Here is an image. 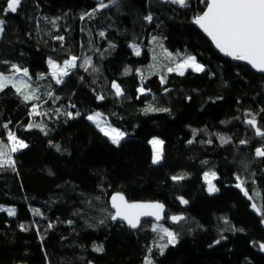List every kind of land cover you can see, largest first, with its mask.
Listing matches in <instances>:
<instances>
[{"label":"trees","instance_id":"trees-1","mask_svg":"<svg viewBox=\"0 0 264 264\" xmlns=\"http://www.w3.org/2000/svg\"><path fill=\"white\" fill-rule=\"evenodd\" d=\"M103 2L109 7L93 12L94 0H22L16 13L5 15L6 0H0V72L15 64L47 84L39 100L25 101L11 86L0 91V140L9 143L10 130L28 145L12 153L14 167H0V203L26 206L12 216L0 211V264L22 258L28 264H145L148 256L156 264H264L258 250L264 156L256 155L264 138L246 124L255 117L264 131V74L222 57L195 27L193 18L206 7L201 0H188V7L171 0ZM131 44L141 48L139 55ZM186 54L205 70L167 71ZM71 56L80 58L77 66L56 83L48 59L62 64ZM85 57L91 65L81 66ZM149 105L156 110L145 111ZM97 110L126 133L119 145L87 119ZM154 136L164 141L157 164L149 143ZM207 171L216 173L214 193L207 190ZM114 192L162 202L167 216H183L165 223L178 242L161 254L155 222L138 230L113 223ZM38 220L54 227L44 238ZM99 246L102 252L94 250Z\"/></svg>","mask_w":264,"mask_h":264},{"label":"snow or ice","instance_id":"snow-or-ice-1","mask_svg":"<svg viewBox=\"0 0 264 264\" xmlns=\"http://www.w3.org/2000/svg\"><path fill=\"white\" fill-rule=\"evenodd\" d=\"M119 0H110V4L117 5ZM205 3L206 7L202 13H198L193 18L192 22L197 25L214 43L215 47L219 49L220 52L224 53L226 56L231 57L237 61H245L247 64L251 65L253 69L258 72L264 73V0H201ZM22 0H6V7L4 8V14L7 15L9 12L16 13ZM171 3L179 5L180 7H188V0H171ZM109 7V4L99 0V6L94 9L93 12L99 11ZM90 17L93 13H88ZM84 17L82 16L81 19ZM146 20L151 22L152 17L149 15L145 17ZM55 25L56 21H51ZM5 21L0 19V33L4 30ZM101 36L104 35L103 32L100 33ZM56 39L63 40L64 37L58 36ZM155 39V38H153ZM136 48V54L139 55L138 46H133ZM168 58L171 60L173 58V53L167 52ZM179 55V54H176ZM80 59L76 56H71L63 62V67L57 64L55 61L49 60V65L52 69L51 76L56 78V83H61V78L69 74V70L77 66L76 61ZM91 65V57H85L84 63L81 66ZM151 68H155L156 65H151ZM187 69H192L196 72H203L205 70L204 65L197 62L196 57L190 54L184 55L180 62L175 64V67H167L168 72H178L180 75H184ZM87 70V67L85 68ZM126 73L131 71L130 69L125 70ZM137 72H140L137 69ZM23 77V78H17ZM27 78V79H24ZM43 78V77H41ZM31 77L27 68H21L18 65L12 64L9 69V73L5 74L0 72V91L4 90L6 87L11 86L15 91L23 96L25 101L27 100H39L40 97L36 95L35 90L32 89L30 83ZM161 82H164L163 77ZM112 87L115 89L117 95L122 94V89L120 85L113 82ZM140 93H144L145 89L143 87L139 88ZM47 95L51 96L52 93L49 92ZM103 99V97H98ZM149 105L145 111H155ZM161 111H167V109H161ZM39 114V113H37ZM71 116V113H68ZM77 115H79L77 113ZM100 113H94L87 117V119L94 121L100 131L103 132L105 136H108L113 144L119 145L120 141L124 138L125 133L121 132L119 129L104 127L101 125L99 117ZM247 123L255 129V134L258 137L264 138V131L257 126V121L255 117L249 119ZM39 127V125H36ZM7 125L4 128L7 129ZM28 127H33L29 125ZM193 134H196V130H193ZM223 140V138H221ZM7 140L9 143H5L0 140V167H14V160L12 159V153L19 151L21 148H26L28 145L19 138L16 137L15 133L12 131L7 132ZM192 141H189L191 143ZM227 142V141H223ZM153 146V164H157L163 158V144L164 141L160 139H153L149 142ZM211 143V141H209ZM242 144L246 141H241ZM257 156H264V149H256ZM184 176H174L173 180H182ZM216 179L215 172H205L204 180L207 184V190L209 193H214L218 191L217 187L213 183ZM239 180L240 178L237 177ZM237 187L243 188L242 183H238ZM245 195L248 192L245 191ZM181 202L187 204L188 201L180 198ZM251 199V197H250ZM111 206L115 209V213L111 215L112 220L120 218L127 221L128 225L135 229L139 226L141 217H154L156 221H161L165 218V208L162 203L159 202H143V203H129L121 193H116L111 197ZM252 207L259 213L261 208H258L256 204ZM0 211H7L8 215L12 216L16 214L14 208H3L0 206ZM33 214L40 216L42 213L39 209H33ZM264 215V213H261ZM183 216H171L170 220L173 223H179L183 220ZM103 223V221H101ZM227 223V220H225ZM52 225L50 224L49 227ZM24 230V225L20 226ZM153 232H159V240L164 241L163 243H158L156 247L159 248L161 254L169 245H175L178 242L177 233L170 230L168 227H164L162 224L154 225L152 228ZM223 238V237H222ZM221 241L216 240L214 244H219ZM261 249H264V243L260 245ZM95 251H103V247L99 246L94 249ZM151 253V249H149ZM145 264H153L152 260L148 257L145 258Z\"/></svg>","mask_w":264,"mask_h":264},{"label":"rangeland","instance_id":"rangeland-1","mask_svg":"<svg viewBox=\"0 0 264 264\" xmlns=\"http://www.w3.org/2000/svg\"><path fill=\"white\" fill-rule=\"evenodd\" d=\"M1 34V33H0ZM133 46H138V45H135V44H131V47L134 49V51L136 52V48L135 47H133ZM138 48H139V52H140V50H141V48L138 46ZM49 60H52V61H55V60H53V59H48V61H47V64H48V67H49V73L51 74V71H52V69H51V67H50V65H49ZM56 62V61H55ZM198 62V61H197ZM57 64H59L61 67H63V63L62 64H60V63H58V62H56ZM198 63H200V62H198ZM201 64V63H200ZM156 65V64H155ZM175 67V66H174ZM71 70V69H70ZM70 70H69V72H70ZM156 70H157V73L159 74V76H160V78H164L165 77V74L163 73V72H161L160 71V69H157L156 68ZM188 70V69H187ZM186 70V71H187ZM178 73V72H177ZM5 74H8V73H5ZM29 75H30V77H31V81H30V83H31V85H32V89L33 90H35V92H36V95L37 96H39V97H41V95H43L46 91H47V89H46V82L45 81H41L39 78H34L31 74H30V72H29ZM66 76H63L62 78H61V81H63L64 80V78H65ZM17 78H23V77H17ZM24 79H27V78H24ZM54 80H55V82H56V78H53ZM141 88V87H140ZM94 113H100L101 114V116L99 117V120H100V123H101V125L102 126H104V127H111V128H116V129H119V128H117L116 126H114L113 124H111L110 122H109V120L107 119V117L105 116V114L102 112V111H100V110H97V111H93V112H91V113H89L88 115H87V117L88 116H90V115H93ZM92 123H94L96 126H97V124L94 122V121H92V120H90ZM99 128V127H98ZM100 129V128H99ZM121 132H123V133H125L124 131H122L121 129H119ZM108 137V136H107ZM126 137V133H125V136H124V138ZM123 138V139H124ZM122 139V140H123ZM153 139H160V140H162L160 137H157V136H154V137H152L151 138V140H153ZM111 140V139H110ZM122 140L120 141V143L122 142ZM150 140V141H151ZM119 143V144H120ZM150 146H151V159H153V146H152V144H150ZM162 148H163V146H162ZM163 159V158H162ZM162 159H161V161H162ZM152 161V160H151ZM160 161V162H161ZM207 172H214V171H207ZM0 206H3V208H5V209H7V208H14L15 210H16V214L15 215H17V214H19L20 212H21V210H22V208L21 207H26V206H24V205H15V206H13V205H5V204H1L0 203ZM7 212V211H6ZM36 224H37V226H38V229H39V232H40V236L42 237V238H44L45 236H47L48 234H49V232L50 231H52V230H54V227H49V225L50 224H48L46 221H41V220H38V221H36ZM157 224H162L164 227H168L165 223H155V225H157ZM58 228H59V225H58ZM170 230H172V231H174L172 228H170V227H168ZM4 254H7V255H10V256H13V257H18V256H21L19 253H4ZM148 258L149 259H151L152 260V258L151 257H149L148 256ZM35 260L37 261V262H40V260H41V258L39 257V256H37V257H35ZM152 262H153V264H156L153 260H152ZM12 264H28V262H27V260H25L24 258H22V259H15V260H13V262H12Z\"/></svg>","mask_w":264,"mask_h":264},{"label":"water","instance_id":"water-1","mask_svg":"<svg viewBox=\"0 0 264 264\" xmlns=\"http://www.w3.org/2000/svg\"><path fill=\"white\" fill-rule=\"evenodd\" d=\"M96 3H99V0H94ZM195 25V24H194ZM195 27L199 30V31H201V33L211 42V44L213 45V47L215 48V50L222 56V57H224V58H227V59H229V60H231V61H234V62H237V63H241V64H244V65H247V66H249L254 72H256V73H258V74H264V73H261V72H258V71H256L255 69H253L252 67H251V65H249V64H247V62H245V61H237V60H234V59H232L231 57H229V56H226L224 53H222V52H220L219 51V49H217L216 47H215V45H214V43L212 42V40L197 26V25H195ZM249 119H251V118H248L247 120H246V124L247 125H249L248 123H247V121L249 120ZM257 121V120H256ZM250 126V125H249ZM257 126H258V121H257ZM252 127V126H251ZM253 128V127H252ZM254 129V128H253ZM254 131H255V129H254ZM258 137V136H257ZM258 138H261V137H258ZM116 193H121V192H114L112 195H111V197L114 195V194H116ZM124 197H125V199L129 202V203H143V202H159V201H144V200H134V201H130V200H128V198L123 194V193H121ZM111 197H110V199H109V203H110V207H111V210L113 211V214L115 213V209H113L112 208V206H111ZM159 203H162V202H159ZM163 205H164V208H165V218L163 219V220H161V221H156L155 220V218L154 217H141V220H140V224H139V226L137 227V228H135V229H133V228H131L129 225H128V223H127V221H125V220H122V219H120V218H117L116 220H112V222L113 223H117V222H122V223H124L127 227H129V228H131L132 230H138L140 227H141V225H142V223L144 222V221H153V222H155V223H166V222H170V223H172V224H176V223H173L171 220H170V217L171 216H174V215H171V216H167V214L169 213V209L167 208V206L164 204V203H162ZM263 225H264V221H263ZM220 241H224V240H226V238H221V239H219ZM262 243H259V245H258V250L261 252V253H264V249H261L260 248V245H261ZM216 245H218V244H212V246H216Z\"/></svg>","mask_w":264,"mask_h":264}]
</instances>
